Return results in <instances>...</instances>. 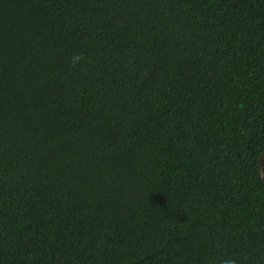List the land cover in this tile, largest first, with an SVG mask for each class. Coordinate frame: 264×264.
<instances>
[{
  "label": "trees",
  "instance_id": "1",
  "mask_svg": "<svg viewBox=\"0 0 264 264\" xmlns=\"http://www.w3.org/2000/svg\"><path fill=\"white\" fill-rule=\"evenodd\" d=\"M263 149L264 0H0V264H264Z\"/></svg>",
  "mask_w": 264,
  "mask_h": 264
},
{
  "label": "water",
  "instance_id": "2",
  "mask_svg": "<svg viewBox=\"0 0 264 264\" xmlns=\"http://www.w3.org/2000/svg\"><path fill=\"white\" fill-rule=\"evenodd\" d=\"M263 159H264V149L260 152L258 159H257V170H258V173L261 179L264 180V172L262 168Z\"/></svg>",
  "mask_w": 264,
  "mask_h": 264
}]
</instances>
